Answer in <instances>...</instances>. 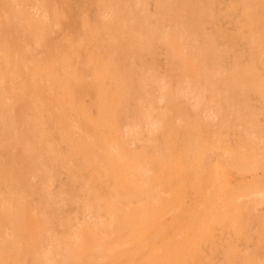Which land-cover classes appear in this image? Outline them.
<instances>
[{
    "label": "bare ground",
    "instance_id": "bare-ground-1",
    "mask_svg": "<svg viewBox=\"0 0 264 264\" xmlns=\"http://www.w3.org/2000/svg\"><path fill=\"white\" fill-rule=\"evenodd\" d=\"M85 3L94 11L79 24L81 48L96 79L83 87L88 106L71 103L81 110L84 136L66 122L54 160L69 179L93 187L96 210L82 215L76 238L67 223L65 240L50 238L53 259L63 244L73 264H231L229 247H220L222 227L235 230L238 206L248 207L238 188L245 191L258 175L252 167L232 168L242 145L229 149L228 139L214 135L229 121L240 123L242 104L259 99L242 86L264 87V0ZM51 4L65 23L68 0ZM104 7L114 14L101 16ZM174 7L176 20L169 15ZM43 12L36 5L22 17L39 25ZM233 101L239 110L226 112ZM93 247L97 255L86 257Z\"/></svg>",
    "mask_w": 264,
    "mask_h": 264
},
{
    "label": "rangeland",
    "instance_id": "rangeland-1",
    "mask_svg": "<svg viewBox=\"0 0 264 264\" xmlns=\"http://www.w3.org/2000/svg\"><path fill=\"white\" fill-rule=\"evenodd\" d=\"M14 1L15 5L7 7L0 0V264H73L69 248L63 244L53 259L50 238L65 240L66 223L70 237L76 238L83 226L82 215L96 210V201L93 187L81 184L82 178L69 179L54 156L61 153L56 144L59 146V137L67 133L66 122L70 120L84 136L81 110L75 111L71 103L83 99L88 106L89 97L81 95L83 87H91L96 79V72L90 73L85 66L79 29L82 19L91 20L94 9L87 3L82 6L81 0H68L62 25L53 15L56 7L51 0ZM36 5L44 11L39 25L22 17ZM108 12L114 14L104 7L101 16ZM178 13L174 7L169 15L174 18ZM91 51L103 54L96 48ZM260 76L264 79V71ZM242 87L245 94L257 93L259 99L242 104L241 122L229 121L214 136L228 139L232 150L240 143L238 165L232 168L252 167L258 179L247 180L245 191L239 186V200L249 208L238 206L234 231L223 225L220 247H229L227 260L231 264H264V87L255 92ZM237 107L233 101L224 110L235 113ZM89 111L94 115V106ZM248 149L250 157L244 154ZM95 251L94 247L84 253L80 250L90 258L97 255Z\"/></svg>",
    "mask_w": 264,
    "mask_h": 264
}]
</instances>
